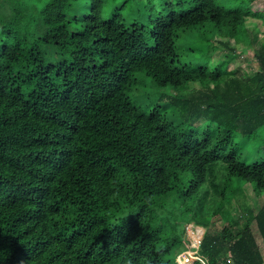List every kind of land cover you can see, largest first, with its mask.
<instances>
[{"label": "trees", "instance_id": "1", "mask_svg": "<svg viewBox=\"0 0 264 264\" xmlns=\"http://www.w3.org/2000/svg\"><path fill=\"white\" fill-rule=\"evenodd\" d=\"M251 1L0 2V264H179L190 223L196 264H264V202H241L264 195Z\"/></svg>", "mask_w": 264, "mask_h": 264}, {"label": "rangeland", "instance_id": "2", "mask_svg": "<svg viewBox=\"0 0 264 264\" xmlns=\"http://www.w3.org/2000/svg\"><path fill=\"white\" fill-rule=\"evenodd\" d=\"M156 1L157 0H155V2ZM0 2L1 3L5 2V4H6V0H0ZM249 5L253 10L264 11V0H252ZM261 32H263L262 29H261ZM228 41L230 42V44H232L231 39H229ZM256 45H257V43H256ZM235 47H236V52H234L233 57L230 59L229 68H236L237 70L238 69L239 70L240 69L241 70H247L249 73H253L256 70V66L254 65L255 56H254V52L252 50V47L251 46L246 47L242 43L236 44ZM228 52H230L228 47L220 45V48L217 50L216 55L218 54V56H225V55L227 56ZM140 90H143L142 86H139V88H137V92L139 93ZM142 96L146 97V92H143ZM153 97H156V96L153 95ZM134 98H136V97H134ZM246 160H247V162H252L253 159L251 156H247ZM245 188H246L247 193H246L244 198H241V202H243V201L245 202L244 206H245V204H248V203L251 204V206L254 208V210L257 211L260 208L261 204L264 202V195L262 197H258L250 183L245 184ZM243 208L244 207L240 204V201L238 203H237V201H234L233 207H232V212L234 213L235 217L240 222L244 218L242 216V214L244 213ZM217 224H221V223H217ZM197 227L205 229V227H203V226H197ZM194 230H195V228H194ZM254 230H255V233L258 232V229L257 228L255 229V227H254ZM202 235H203L202 232L199 230L196 233V235L193 237L195 240L199 241V239L202 237ZM190 236H191V234H190ZM192 244L193 243H191V245H190V249L185 250L178 255L177 260L179 263L181 262V264H191L192 260H196V261L201 260L200 259L201 256L199 254H194V252L190 251V250L194 249L192 247L193 246Z\"/></svg>", "mask_w": 264, "mask_h": 264}, {"label": "built area", "instance_id": "3", "mask_svg": "<svg viewBox=\"0 0 264 264\" xmlns=\"http://www.w3.org/2000/svg\"><path fill=\"white\" fill-rule=\"evenodd\" d=\"M194 228H195V230H196V228H197V226H195L193 223H190V224H188V226H187V233L189 234H191V238H192V247L194 248L193 250H192V252L193 251H195L194 252V254H199V246H200V244H201V240H202V237L199 239V241H197V240H195L194 239V237H193V235H192V232L194 231ZM189 234V235H190ZM200 258V257H199ZM201 260H203V258L201 257L200 258Z\"/></svg>", "mask_w": 264, "mask_h": 264}, {"label": "crops", "instance_id": "4", "mask_svg": "<svg viewBox=\"0 0 264 264\" xmlns=\"http://www.w3.org/2000/svg\"><path fill=\"white\" fill-rule=\"evenodd\" d=\"M205 232V231H204ZM190 251H192V250H190ZM193 252H195V251H193ZM204 261V260H203ZM179 263V262H178ZM180 264V263H179ZM193 264H196V260H193Z\"/></svg>", "mask_w": 264, "mask_h": 264}, {"label": "clouds", "instance_id": "5", "mask_svg": "<svg viewBox=\"0 0 264 264\" xmlns=\"http://www.w3.org/2000/svg\"><path fill=\"white\" fill-rule=\"evenodd\" d=\"M194 224V223H193ZM195 226H198V225H196V224H194ZM205 231H206V229H205ZM205 233V232H204ZM204 233H203V235H204ZM203 235H202V238H203Z\"/></svg>", "mask_w": 264, "mask_h": 264}]
</instances>
